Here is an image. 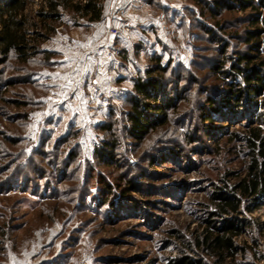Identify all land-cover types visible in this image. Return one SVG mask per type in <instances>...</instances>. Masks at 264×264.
Here are the masks:
<instances>
[{"label":"rangeland","instance_id":"rangeland-1","mask_svg":"<svg viewBox=\"0 0 264 264\" xmlns=\"http://www.w3.org/2000/svg\"><path fill=\"white\" fill-rule=\"evenodd\" d=\"M77 1L42 27L46 0H27L16 19L37 52L24 61L11 52L0 65V264H171L204 227L211 182L226 170L243 173L228 133L264 130L261 106L244 107L243 98L229 112L220 101L231 84L243 86L232 74L240 55L264 62V0L214 17L211 0H155L149 9L99 0L94 20L71 8ZM107 25L118 33L108 35ZM85 56L103 62V73L67 76ZM155 76L171 99L167 121L135 139L129 96L136 79ZM209 99L218 111L205 135ZM242 217L251 225L235 241L252 248L227 264H264V208Z\"/></svg>","mask_w":264,"mask_h":264},{"label":"trees","instance_id":"trees-1","mask_svg":"<svg viewBox=\"0 0 264 264\" xmlns=\"http://www.w3.org/2000/svg\"><path fill=\"white\" fill-rule=\"evenodd\" d=\"M27 0H0V65L7 62L11 52L15 53L22 61L27 59L28 55H35L37 46H28L25 34L21 33L24 21L16 19L26 6ZM99 0H78L71 8L82 17L91 14V19H99L101 10L97 5ZM152 3L153 0H149ZM198 3L199 0H196ZM70 0H46V5L37 13L40 18L39 24L47 25V21H57L61 18V10L67 8ZM255 0H211L207 4L210 14L214 17L222 9H240L252 8ZM255 7V6H254ZM257 19L252 20L251 24H256ZM49 28V26H47ZM45 29V28H44ZM41 30V28H40ZM35 31L36 39L44 40L47 36ZM256 30L249 32L246 42L250 46L255 45L253 40L257 39ZM29 52V53H28ZM157 71H163L164 68L157 66ZM151 70H147L149 75ZM221 70H217V73ZM222 73V72H221ZM232 74L240 77L242 87L231 84L230 89L225 96L220 98L223 105L229 109V112H238L241 110L242 99L246 102L244 107L264 108V101L257 102L256 97L262 95L264 100V62H253V58L248 54H242L238 57L237 63L232 66ZM136 79L133 84V95L129 96L131 102V111L128 113L130 123L128 132L135 139H141L147 133L167 121L164 114L171 106V99H164L165 90L162 88L161 78L144 77ZM151 99L156 102L158 99L162 104L147 103L141 100ZM219 101V102H220ZM218 103V102H215ZM213 100H207V107L202 113V120L207 121L204 128L205 135L214 128V113L218 111ZM221 103L218 104V106ZM221 104V105H222ZM164 105V106H163ZM170 105V106H169ZM250 106V107H249ZM250 114V112H248ZM264 112L258 115V122L263 123ZM103 129H110L106 124L101 125ZM226 142L239 143L237 154H243L244 167L243 173L226 170L215 182H211V195L208 204H201L204 217L201 218L203 229L200 233L194 232L193 237L183 242L180 254L177 258L171 260V264H209L212 259L215 264H227L234 262L238 256H245L249 247L246 242L236 243V238L242 236L251 225L247 218H243L244 213H253L264 208V130L262 127L247 126L242 131L234 130L228 133ZM112 146L111 143H105ZM236 148H233V150ZM99 149L98 155L106 156ZM127 189L122 190L124 193ZM241 216V217H240ZM256 255V252H254Z\"/></svg>","mask_w":264,"mask_h":264},{"label":"crops","instance_id":"crops-1","mask_svg":"<svg viewBox=\"0 0 264 264\" xmlns=\"http://www.w3.org/2000/svg\"><path fill=\"white\" fill-rule=\"evenodd\" d=\"M125 1H127V0H124V8H125ZM154 1L155 0H153V2ZM169 1L171 2V0H162V3L164 2L165 3V6L167 5V7H168V6H170V4L167 3ZM141 3H142V5L144 6L145 9H149L150 8L149 6H150V4L152 2L149 1V0H141ZM86 16L88 17L87 19L94 20V19H90L91 18V14H87ZM103 18H104V16L102 15V19ZM109 27L116 28L115 26L107 25V31H108V28ZM83 59H84V61L82 62V64H80L78 66V68H76V67L75 68H71V70L69 72H66L67 73V76L73 77L74 74L76 73L79 76L80 75L81 76L84 75L86 77L91 76L93 79H96L97 76H100L103 73L104 68H106V67H104L106 65H103L102 66L101 64L103 62L100 63L98 60H95L96 62L95 61H93V62L92 61H89L88 58H87V56H85ZM81 66H82V68H80Z\"/></svg>","mask_w":264,"mask_h":264},{"label":"built area","instance_id":"built-area-1","mask_svg":"<svg viewBox=\"0 0 264 264\" xmlns=\"http://www.w3.org/2000/svg\"><path fill=\"white\" fill-rule=\"evenodd\" d=\"M122 0H116L117 3H120ZM118 33L116 28L109 27L108 28V35L115 36Z\"/></svg>","mask_w":264,"mask_h":264}]
</instances>
